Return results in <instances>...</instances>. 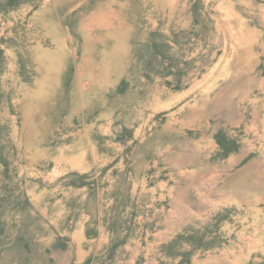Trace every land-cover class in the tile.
Returning a JSON list of instances; mask_svg holds the SVG:
<instances>
[{
    "label": "crops",
    "instance_id": "obj_1",
    "mask_svg": "<svg viewBox=\"0 0 264 264\" xmlns=\"http://www.w3.org/2000/svg\"><path fill=\"white\" fill-rule=\"evenodd\" d=\"M252 3L6 0L5 29L19 24L31 41L8 47L1 29L0 264H178L190 252L188 264H209L199 254L223 244L195 249L188 237L264 221V168L235 131L195 117L226 92L240 110L241 85L226 78L264 94V31L240 13ZM238 117L231 127L258 143L261 124ZM219 132L236 147L226 156Z\"/></svg>",
    "mask_w": 264,
    "mask_h": 264
},
{
    "label": "rangeland",
    "instance_id": "obj_2",
    "mask_svg": "<svg viewBox=\"0 0 264 264\" xmlns=\"http://www.w3.org/2000/svg\"><path fill=\"white\" fill-rule=\"evenodd\" d=\"M39 1H42V0H39ZM252 7H257V9L251 8V10L250 9L247 10L243 7V10H241L240 13L242 15H245L246 16L245 18L248 20L247 28L248 29L250 28L249 30L256 29L257 32L261 34V32L264 31V25H263L264 24L263 23L264 22V0H255V3H252ZM5 10H6V0H0V12H3V11L5 12ZM29 15L30 13L22 17L25 19V22H22L23 24H26V21L29 19L28 18ZM9 22L10 23L13 22L12 17L9 19ZM5 24H6V19L4 20L1 16L0 17V33H1V29L4 28L2 35L5 36L7 41H9L8 47H11V48L17 47L18 41H22L23 43H25V41L29 39L31 41V38L28 39V35H27L28 31L26 30L24 31V28H21L19 24L17 28L14 25V23H12V25L9 26V31L8 29L7 30L5 29ZM205 30H206L205 34L208 35V29H205ZM209 35H212V34L209 32ZM243 35H245V32H243L242 36ZM226 36H228V34H226ZM231 37H234V35H231ZM231 42L233 43V40H231ZM218 47L221 50L223 49V45H220ZM218 47L215 46V48H212V51H215ZM232 47H233V44H231L230 46L227 43V45L225 46L226 51H229L230 49H232ZM184 52H185V49H184ZM3 69H8V67L3 66L1 62L0 70L2 71ZM226 79H227L226 84L230 85L231 87H237V84L241 85L242 92L240 94L241 95L240 99L242 101L241 103L242 106L240 110L230 100V96L232 95V93L226 92V94H224L225 97H223V100L220 99L218 102L216 101L215 103L214 102L199 103L198 108L195 109V114L197 112H199V114L195 115V117H198L200 120L211 119V120L219 121L220 122L219 126L221 125L220 127L225 129L227 132H231V134H233V131H235V133L237 134V137H240L239 138L241 140L240 145L244 148L248 156H251L255 160L254 162L255 164H252V165L257 166L259 168H264V108L262 107L264 106V94L262 95L261 93H258L256 91L252 92V94L248 93L249 88L247 85L249 82L251 83L252 81L249 80L247 77H241L240 79L230 77ZM187 80L188 79H185V81ZM252 99H259V101L257 103H254V102L251 103ZM221 102L224 103L223 108H221L222 106ZM214 104H215V107H213ZM202 105H206V107L202 108ZM239 111L241 115L243 114L245 116L243 120L247 122L249 121V124L255 123L254 126L259 123L261 124L258 126L259 128H261V130H259L258 132V134L261 136V140L258 143H256L255 133H252L249 131L238 133L237 130H234L233 127H231V125L238 122ZM249 159L250 157H248L247 160ZM256 163L258 165H256ZM246 165L248 166V168L253 167L249 164H246ZM248 186H249V183L245 180L243 182L244 192L248 191ZM246 199L247 198L245 199L243 198V200H246ZM263 222L264 221H259V224H257L256 226L255 224H251V220L243 221L242 226L244 228L241 231L242 236L238 234L235 237L233 236L225 237L224 235L220 234V237L219 236L214 237L213 239L209 238V240L203 239L204 242L214 241V245L212 246L213 248L217 247V245L223 244V249L220 250L221 251L220 253L218 251H214V252L211 251L207 253L201 252L199 254L198 259L200 261L209 260L210 262L209 264H264V223ZM246 226H249V228L248 227L246 228ZM252 233L256 235L253 237H250V234ZM218 260L220 262H218Z\"/></svg>",
    "mask_w": 264,
    "mask_h": 264
},
{
    "label": "trees",
    "instance_id": "obj_3",
    "mask_svg": "<svg viewBox=\"0 0 264 264\" xmlns=\"http://www.w3.org/2000/svg\"><path fill=\"white\" fill-rule=\"evenodd\" d=\"M20 0H18L19 2ZM9 4H14L17 2V0H7ZM216 143L219 146V148L222 150V156H226L229 153L235 151L236 147L233 144V142H230L226 137L223 136L222 132H219L217 138H216ZM187 242L191 243L194 245L195 249H202V250H207L211 248L214 245V241L211 242H204L203 237H195V236H190L187 238ZM191 252L187 255H184V258L180 260L178 264H188L189 259L188 257H191Z\"/></svg>",
    "mask_w": 264,
    "mask_h": 264
},
{
    "label": "bare ground",
    "instance_id": "obj_4",
    "mask_svg": "<svg viewBox=\"0 0 264 264\" xmlns=\"http://www.w3.org/2000/svg\"><path fill=\"white\" fill-rule=\"evenodd\" d=\"M94 1H95V0H94ZM113 1H114V0H113ZM192 1H193V0H192ZM194 1H195V0H194ZM71 3H72V2H71ZM93 3H94V2H93ZM167 3H168V2H167ZM190 3H191V2H190ZM190 3H189V4H190ZM231 3H232V2H231ZM168 4H169V3H168ZM168 4H167V5H168ZM103 5H104V4H103ZM143 5H144V4H143ZM228 5H229V4H228ZM254 5H255V4H254ZM119 6H120V5H119ZM190 6H191V5H190ZM261 6H262V5H261ZM91 7H92V6H91ZM107 7H108V6H107ZM112 7H113V6H112ZM125 7H126V6H125ZM186 7H187V6H186ZM204 7H205V6H204ZM243 7H244V6H243ZM126 9H127V8H126ZM170 9H171V8H170ZM215 9H216V8H215ZM222 9H223V7H222ZM242 9H243V8H242ZM90 10H91V9H90ZM97 10H98V8H97ZM172 10H173V9H172ZM172 10H171V11H172ZM247 10H248V8H247ZM250 10H251V9H250ZM160 11H161V8H160ZM169 11H170V10H169ZM120 12H121V11H120ZM246 12H247V11H246ZM164 13H165V11H164ZM249 13H250V12H249ZM91 14H92V13H91ZM100 14H102V13H100ZM122 14H123V13H122ZM236 14H237V13H236ZM236 14H235V15H236ZM180 15H181V14H180ZM182 15H183V14H182ZM86 16H87V15H86ZM125 16H126V14H125ZM170 16H171V15H170ZM254 16H255V15H254ZM104 17H105V16H104ZM180 17H181V16H180ZM191 17H192V16H191ZM255 17H256V16H255ZM96 18H97V17H96ZM248 18H249V17H248ZM99 19H100V18H99ZM166 19H167V18H166ZM89 20H90V19H89ZM126 20H127V19H126ZM169 20H170V19H169ZM192 20H193V19H192ZM226 20H227V19H226ZM86 21H87V20H86ZM102 21H103V20H102ZM253 21H254V20H253ZM131 22H132V21H131ZM102 23H103V22H102ZM102 23H100V24H102ZM128 23H129V22H128ZM147 23H148V22H147ZM169 23H170V22H169ZM176 23H177V22H176ZM263 23H264V22H263ZM100 24H98V25H100ZM263 25H264V24H263ZM147 26H148V25H147ZM214 26H215V25H214ZM260 26H261V25H260ZM260 26H259V27H260ZM144 27H145V26H144ZM132 28H133V27H132ZM149 28H150V27H149ZM188 28H189V27H188ZM181 29H182V28H181ZM181 29H180V30H181ZM90 31H92V30H90ZM174 31H175V30H174ZM177 31H178V30H177ZM195 31H196V30H195ZM105 32H106V31H105ZM198 32H200V31L198 30ZM198 32H196V33H198ZM106 33H107V32H106ZM140 33H141V32H140ZM93 35H94V34H93ZM93 35H92V36H93ZM184 35H185V34H184ZM199 35H200V34H199ZM107 36H108V35H107ZM142 36H143V34H142ZM142 36H141V37H142ZM195 36H196V35H195ZM105 37H106V36H105ZM109 37H110V36H109ZM172 37H173V36H172ZM184 37H185V36H184ZM195 38H196V37H195ZM110 39H111V38H110ZM89 40H90V39H89ZM99 40H100V39H99ZM102 40H103V39H102ZM117 40H118V39H117ZM199 40H201V39H199ZM213 40H214V39H213ZM215 40H216V39H215ZM92 41H93V40H92ZM104 41H105V40H103L102 42H104ZM118 41H119V40H118ZM132 41H133V39H132ZM247 41H248V40H247ZM95 42H96V41H95ZM105 42H106V41H105ZM137 42H138V41H137ZM144 42H145V41H144ZM108 43H109V42H108ZM200 43H201V42H200ZM123 44H124V43H123ZM136 44H137V43H136ZM138 44H139V43H138ZM221 44H222V43H221ZM250 44H251V43H250ZM250 44H248V45H250ZM108 45H109V44H108ZM134 45H135V44H134ZM203 45H204V44H203ZM96 46H97V45H96ZM98 46H99V45H98ZM98 46H97V47H98ZM101 46H102V45H101ZM207 46H208V45H207ZM207 46H206V47H207ZM257 46H258V45H257ZM260 46H261V45H260ZM99 47H100V46H99ZM105 47H106V48H109V46H106V45H105ZM105 47H104V48H105ZM112 47H113V46H112ZM138 47H139V45H138ZM189 47H190V46H189ZM194 47H196V46H194ZM253 47H254V46H253ZM263 47H264V46H263ZM263 47H262V49H263ZM100 48H101V47H100ZM113 48H114V47H113ZM134 48H136V46H135ZM134 48H133V51H134ZM218 48H219V47H218ZM211 49H212V47H211ZM88 50H89V48H88ZM123 50H125V49H123ZM191 50H192V49H191ZM202 50H203V49H202ZM99 51H100V50H99ZM114 51H115V50H114ZM120 51H121V50H120ZM215 51H216V50H215ZM255 51H256V50H255ZM85 52H86V51H85ZM96 52H97V51H96ZM191 52H192V51H191ZM209 52H210V51H209ZM82 53H83V52H82ZM107 53H108V52H107ZM196 53H197V52H196ZM212 53H213V52H212ZM239 53H240V52H239ZM256 53H258V52H256ZM90 54H91V53H90ZM133 54H134V53H133ZM99 55H100V53H99ZM213 55H214V54H213ZM193 56H194V55H193ZM195 56H196V55H195ZM211 56H212V55H211ZM211 56H210V57H211ZM187 57H188V56H187ZM202 57H203V56H202ZM247 57H248V56H247ZM261 57H262V56H261ZM261 57H260V58H261ZM92 58H93V57H92ZM95 58H96V57H95ZM95 58H94V59H95ZM109 58H111V57H109ZM195 58H196V57H195ZM94 59H93V60H94ZM104 59H105V58H104ZM202 60H203V58H202ZM207 60H208V59H207ZM209 60H210V59H209ZM236 61H237V60H236ZM236 61H235V62H236ZM111 62H112V61H111ZM140 62H141V61H140ZM128 64H129V63H128ZM134 64L136 65V63H134ZM140 64H141V63H140ZM196 64H197V63H196ZM251 64H252V63H251ZM94 65H95V63H94ZM140 66H141V65H140ZM240 66H241V65H240ZM246 66H247V65H246ZM251 66H252V65H251ZM108 67H109V66H108ZM132 67H133V65H132ZM239 68H240V67H239ZM96 70H97V69H96ZM125 70H126V69H125ZM127 70H128V69H127ZM93 71H94V70H93ZM200 71H201V70H200ZM96 72H97V71H96ZM96 72H95V73H96ZM122 72H123V71H122ZM250 72H251V71H250ZM125 73H126V71H125ZM250 74H251V73H250ZM102 75H103V74H102ZM123 76H124V75H123ZM101 77H102V76H101ZM103 77H104V76H103ZM97 78H98V77H97ZM171 79H172V78H171ZM213 79H214V78H213ZM76 80H77V79H76ZM98 80H99V79H97V81H98ZM240 82H241V81H240ZM80 83H81V82H80ZM92 83H93V82H92ZM157 83H158V82H157ZM249 83H250V82H249ZM42 84H43V83H42ZM78 84H79V83H78ZM78 84H77V85H78ZM243 84H245V83H243ZM73 85H74V84H73ZM40 86H41V85H40ZM84 86H85V85H84ZM248 86H249V85H248ZM37 87H38V86H37ZM56 87H57V86H56ZM107 87H108V86H107ZM240 87H241V86H240ZM109 88H110V87H109ZM109 88H108V89H109ZM263 88H264V87H263ZM104 89H105V88H104ZM73 91H74V90H73ZM101 91H102V90H101ZM255 91H256V90H255ZM75 92H76V91H75ZM90 92H92V91H90ZM133 92H134V91H133ZM41 93H42V92H41ZM70 93L72 94V92H70ZM70 93H69V94H70ZM36 94H37V93H36ZM60 94H61V93H60ZM232 94H233V93H232ZM57 95H58V94H57ZM96 95H97V94H96ZM99 95H100V94H99ZM109 95H110V94H109ZM59 96H60V95H59ZM88 96H89V95H88ZM104 96H105V95H104ZM231 96H232V95H231ZM249 96H250V95H249ZM36 97H37V96H36ZM126 97H127V96H126ZM240 97H241V96H240ZM86 98H87V96H86ZM127 98H128V97H127ZM242 98H243V97H242ZM33 99H34V98H33ZM74 99H75V98H74ZM76 99H77V98H76ZM102 99H103V98H102ZM104 99H105V98H104ZM106 99H107V98H106ZM69 100H70V99H69ZM85 100H86V99H85ZM85 100H83V101H85ZM238 100H239V99H238ZM238 100H237V101H238ZM246 100H247V99H246ZM252 100H253V99H252ZM252 100H251V102H252ZM71 101H72V100H71ZM71 101H70V102H71ZM107 101H108V100H107ZM125 101H126V99H125ZM125 101H124V102H125ZM128 101H129V100H128ZM128 101H127V103H129ZM247 101H248V100H247ZM53 102H54V101H53ZM70 102H69V103H70ZM77 102H78V101H77ZM92 102H93V101H92ZM117 102H118V101H117ZM130 102H131V101H130ZM135 102H136V101H135ZM240 102H241V101H240ZM248 102H249V101H248ZM55 103H56V102H55ZM72 103H74V102H71V104H72ZM94 103H95V102H94ZM121 103H122V102H121ZM202 103H203V101H202ZM229 103H230V102H229ZM246 103H247V102H246ZM254 103H255V102H254ZM261 103H262V102H261ZM75 104H76V103H75ZM118 104H119V103H118ZM54 105H56V104H54ZM125 106H126V105H125ZM241 106H242V105H241ZM75 107H76V106H75ZM184 107H185V106H184ZM80 108H81V107H80ZM240 108H241V107H240ZM82 109H83V108H82ZM238 109H239V108H238ZM184 110H185V109H184ZM223 110H224V109H223ZM232 110H233V109H232ZM180 111H181V110H180ZM225 111H226V110H225ZM226 113H227V112H226ZM191 115H192V114H191ZM196 115H197V114H196ZM242 115H243V114H242ZM243 116H244V115H243ZM258 116H259V115H258ZM181 117H182V116H181ZM188 117H189V116H188ZM172 118H173V117H172ZM249 119H250V117H249ZM180 120H181V119H180ZM251 124H252V123H251ZM254 124H255V123H254ZM247 129H248V128H247ZM251 131H252V130H251ZM179 133H180V132H179ZM239 135H240V134H239ZM250 136H251V135H250ZM253 138H254V137H253ZM211 140H212V139H211ZM250 144H251V143H250ZM254 146H255V145H254ZM249 147H250V145H249ZM239 157H240V156H239ZM244 157H245V156H244ZM238 159H239V158H238ZM230 161H231V160H230ZM250 164H251V163H250ZM256 164H257V163H256ZM235 165H236V164H235ZM257 165H258V164H257ZM188 166H189V165H188ZM255 167H256V166H255ZM261 167H262V166H261ZM256 168H257V167H256ZM222 177H223V176H222ZM253 197H254V196H253ZM255 199H256V198H255ZM204 202H205V201H204ZM204 202H203V203H204ZM253 202H254V201H253ZM253 202H252V203H253ZM233 205H234V204H233ZM257 205H258V203H257ZM259 205H260V204H259ZM239 209H240V208H239ZM191 212H192V211H191ZM189 213H190V211H189ZM192 215H193V214H192ZM192 215H191V216H192ZM245 217H246V216H245ZM195 218H196V217H195ZM171 219H172V218H171ZM193 220H194V219H193ZM169 223H170V222H169ZM193 223H194V222H193ZM263 223H264V222H263ZM183 224H184V223H183ZM184 227H185V226H184ZM197 228H198V227H197ZM208 228H209V227H208ZM225 229H226V228H225ZM185 230H186V229H185ZM220 231H221V230H220ZM234 232H235V231H234ZM239 235H240V234H239ZM241 236H242V235H241ZM257 238H258V237H257ZM261 238H262V237H261ZM235 241H236V240H235ZM260 242H261V241H260ZM239 244H240V243H239ZM232 246H233V245H232ZM230 247H231V246H230ZM226 248H227V247H226ZM258 248H259V247H258ZM217 250H218V249H217ZM232 250H233V249H232ZM223 251H224V250H223ZM227 256H228V254H227ZM169 264H170V263H169Z\"/></svg>",
    "mask_w": 264,
    "mask_h": 264
},
{
    "label": "built area",
    "instance_id": "obj_5",
    "mask_svg": "<svg viewBox=\"0 0 264 264\" xmlns=\"http://www.w3.org/2000/svg\"><path fill=\"white\" fill-rule=\"evenodd\" d=\"M45 1H48V0H45Z\"/></svg>",
    "mask_w": 264,
    "mask_h": 264
}]
</instances>
